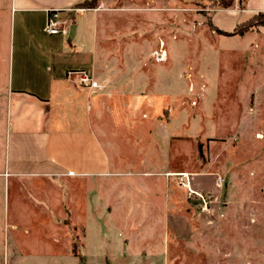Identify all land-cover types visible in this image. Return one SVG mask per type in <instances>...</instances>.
Listing matches in <instances>:
<instances>
[{
    "label": "rangeland",
    "instance_id": "obj_1",
    "mask_svg": "<svg viewBox=\"0 0 264 264\" xmlns=\"http://www.w3.org/2000/svg\"><path fill=\"white\" fill-rule=\"evenodd\" d=\"M102 1L133 9L109 21L123 34L104 60L140 82L123 86L124 110L102 112L101 135L115 170L145 174L0 177V264H264V39L216 29L208 1ZM10 116L1 94L0 167Z\"/></svg>",
    "mask_w": 264,
    "mask_h": 264
},
{
    "label": "crops",
    "instance_id": "obj_2",
    "mask_svg": "<svg viewBox=\"0 0 264 264\" xmlns=\"http://www.w3.org/2000/svg\"><path fill=\"white\" fill-rule=\"evenodd\" d=\"M81 1L1 0L11 42L0 88L11 115L2 139L0 177L5 180L19 184L43 180L49 186L54 179L145 174L115 170L101 135L102 112L111 109L109 105L124 110L123 86L140 82L129 64H106L104 60L110 42L107 37L114 32L123 34L109 21L131 16L133 9L106 8L102 0L95 8L76 7ZM49 11H56L67 23L66 34L42 31ZM258 13H264V0H234L231 7L214 10L210 21L216 29L232 32ZM126 19L133 32L134 23ZM72 26L74 34L69 39ZM245 35L264 39V26ZM69 70L84 71L99 87L73 86L66 79ZM46 200L50 202L48 196Z\"/></svg>",
    "mask_w": 264,
    "mask_h": 264
},
{
    "label": "built area",
    "instance_id": "obj_3",
    "mask_svg": "<svg viewBox=\"0 0 264 264\" xmlns=\"http://www.w3.org/2000/svg\"><path fill=\"white\" fill-rule=\"evenodd\" d=\"M79 12V10H78ZM42 31L48 35L56 34H66L68 31V25L64 20H61L58 17L56 11H49L45 20V23L42 27ZM157 61H162L164 59V52H157L155 55ZM66 79L70 84L75 87L95 89L99 85L95 83L87 74L82 70H69L66 72ZM217 186L222 185V178H217Z\"/></svg>",
    "mask_w": 264,
    "mask_h": 264
},
{
    "label": "trees",
    "instance_id": "obj_4",
    "mask_svg": "<svg viewBox=\"0 0 264 264\" xmlns=\"http://www.w3.org/2000/svg\"><path fill=\"white\" fill-rule=\"evenodd\" d=\"M207 1L212 3L213 6H216L217 9H226L231 7L234 0H207ZM96 6H97V0H83L76 5V7H81V8H95ZM260 26H264V13L256 14L248 21L238 25L236 29H238L239 33L241 34L247 31H252Z\"/></svg>",
    "mask_w": 264,
    "mask_h": 264
},
{
    "label": "water",
    "instance_id": "obj_5",
    "mask_svg": "<svg viewBox=\"0 0 264 264\" xmlns=\"http://www.w3.org/2000/svg\"><path fill=\"white\" fill-rule=\"evenodd\" d=\"M73 34H74V26H72V27L70 28V30H69V36H68L69 39L72 38Z\"/></svg>",
    "mask_w": 264,
    "mask_h": 264
}]
</instances>
